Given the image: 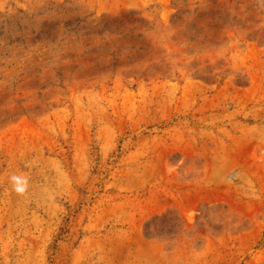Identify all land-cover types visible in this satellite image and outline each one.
<instances>
[{
    "label": "rangeland",
    "instance_id": "1",
    "mask_svg": "<svg viewBox=\"0 0 264 264\" xmlns=\"http://www.w3.org/2000/svg\"><path fill=\"white\" fill-rule=\"evenodd\" d=\"M0 264H264V0H0Z\"/></svg>",
    "mask_w": 264,
    "mask_h": 264
},
{
    "label": "clouds",
    "instance_id": "2",
    "mask_svg": "<svg viewBox=\"0 0 264 264\" xmlns=\"http://www.w3.org/2000/svg\"><path fill=\"white\" fill-rule=\"evenodd\" d=\"M10 179L13 189L19 194H24L27 191L28 181L26 177L13 175Z\"/></svg>",
    "mask_w": 264,
    "mask_h": 264
}]
</instances>
